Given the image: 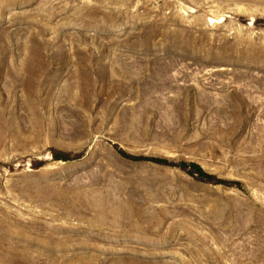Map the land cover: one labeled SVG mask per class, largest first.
<instances>
[{"label": "rangeland", "instance_id": "obj_1", "mask_svg": "<svg viewBox=\"0 0 264 264\" xmlns=\"http://www.w3.org/2000/svg\"><path fill=\"white\" fill-rule=\"evenodd\" d=\"M0 264H264V0H0Z\"/></svg>", "mask_w": 264, "mask_h": 264}]
</instances>
